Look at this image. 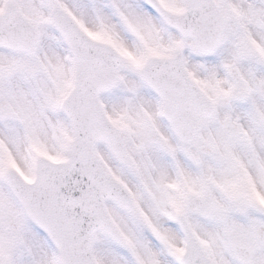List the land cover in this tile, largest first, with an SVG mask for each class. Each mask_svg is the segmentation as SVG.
<instances>
[{"label": "snow or ice", "instance_id": "6c2138e0", "mask_svg": "<svg viewBox=\"0 0 264 264\" xmlns=\"http://www.w3.org/2000/svg\"><path fill=\"white\" fill-rule=\"evenodd\" d=\"M0 264H264V0H0Z\"/></svg>", "mask_w": 264, "mask_h": 264}]
</instances>
